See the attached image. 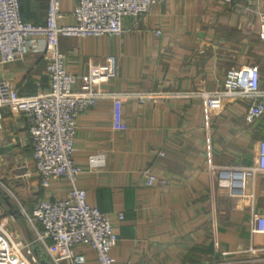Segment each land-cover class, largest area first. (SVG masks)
Returning <instances> with one entry per match:
<instances>
[{"label": "crops", "instance_id": "1", "mask_svg": "<svg viewBox=\"0 0 264 264\" xmlns=\"http://www.w3.org/2000/svg\"><path fill=\"white\" fill-rule=\"evenodd\" d=\"M75 6L76 0L59 1V24H73ZM259 12L264 0L239 7L220 0H165L137 27L125 18L119 36L61 37L58 49L76 76L90 66L104 73L112 59L116 77L99 85L110 93L213 91L229 69L246 66L258 68L264 89ZM19 13L23 22L43 25L47 2L23 0ZM47 65L41 53L30 52L3 66L0 76L20 96H34L48 88ZM248 103L225 99L206 109L199 99L126 100L119 106L101 100L79 117L72 161L83 173L76 187L86 192L90 207L109 216L118 236L110 251L115 264H264V235L251 233L253 216L264 213V174L246 179L241 189L217 184L221 170L256 166L264 116L248 124ZM93 154L105 161L96 171L87 163ZM149 175L157 177L150 187ZM70 190L63 179L47 190L39 187L26 118L3 109L0 222L15 241L32 250L37 244L22 212L31 214L39 200H60ZM79 251L85 264H96L93 250Z\"/></svg>", "mask_w": 264, "mask_h": 264}, {"label": "built area", "instance_id": "2", "mask_svg": "<svg viewBox=\"0 0 264 264\" xmlns=\"http://www.w3.org/2000/svg\"><path fill=\"white\" fill-rule=\"evenodd\" d=\"M21 1L0 0V74L3 66L22 60L26 54L41 53L48 62V88L34 96H20L0 76V130L3 109L23 114L39 187L47 190L52 182L61 179L71 185L65 198L41 199L31 214L22 212V215L33 233V243L45 250L51 264H85L86 258L79 251L81 247L93 250L96 264H115L110 251L117 245L118 236L109 216L90 207L86 192L76 187V180L83 173L72 161L79 117L101 100H111L119 106L126 100L147 104L169 99H199L206 109H212L226 99L248 101L245 121L253 124L264 116V89L260 87L259 70L256 66L229 69L222 87L213 91L110 93L99 85L116 77L114 61L107 60L104 73L98 66H90L86 74L76 76L66 69L65 56L58 49L59 39L119 36L124 33L125 18L132 20L133 28L137 27L155 5L165 0H76L70 14L74 22L70 25L58 23L62 19L58 9L60 0H45L47 15L43 25L22 21ZM220 1L226 6L239 7L250 0ZM257 17L259 38L264 42V13L259 12ZM154 33L161 35L158 30ZM36 87L40 90L39 84ZM87 163L93 171L105 165L100 154L89 156ZM209 169L216 171L212 166ZM257 173L264 174V140L259 142L255 167L221 170L217 184L241 189L246 179ZM145 180L150 187L157 177L149 175ZM122 218L121 214L117 215L118 220ZM251 233L264 235V213L253 216ZM0 264H41L30 245L15 241L4 222H0Z\"/></svg>", "mask_w": 264, "mask_h": 264}, {"label": "rangeland", "instance_id": "3", "mask_svg": "<svg viewBox=\"0 0 264 264\" xmlns=\"http://www.w3.org/2000/svg\"><path fill=\"white\" fill-rule=\"evenodd\" d=\"M33 254L37 257L38 261H43L44 264H51L50 259L48 258L45 250L40 247L39 245H36L32 247Z\"/></svg>", "mask_w": 264, "mask_h": 264}, {"label": "water", "instance_id": "4", "mask_svg": "<svg viewBox=\"0 0 264 264\" xmlns=\"http://www.w3.org/2000/svg\"><path fill=\"white\" fill-rule=\"evenodd\" d=\"M40 263H41V264H44L42 260L40 261Z\"/></svg>", "mask_w": 264, "mask_h": 264}]
</instances>
